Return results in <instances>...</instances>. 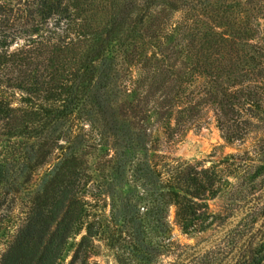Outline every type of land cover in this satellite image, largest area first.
<instances>
[{
	"label": "trees",
	"instance_id": "obj_1",
	"mask_svg": "<svg viewBox=\"0 0 264 264\" xmlns=\"http://www.w3.org/2000/svg\"><path fill=\"white\" fill-rule=\"evenodd\" d=\"M176 1L0 0V202L36 168L49 167L26 192L22 219L0 252V264H60L69 238L79 232L66 264H86L93 253L100 223L91 218L84 197L85 160L70 143L74 119L96 121L97 144H108L107 193L117 186L128 189L131 182L141 189L132 203L125 194L123 207L137 210L135 202L144 199L142 213L162 225L171 204L183 232L212 223L216 213L208 200L228 181L230 170L225 171L234 154L219 166L220 160L209 165L203 159L166 160L165 153L149 149L159 150L162 137L173 142L197 126L204 99L217 108L223 137L239 139L242 131L232 122L236 113H246L247 123L260 117L262 98L257 85L240 82L241 97L231 98L219 81L244 72L233 74L217 64L208 91L194 83V72L203 73L200 57L186 62L171 44L159 48L157 31ZM192 6L187 0V8ZM252 59L251 72L261 71L264 78V48L257 42ZM236 63H244L241 55ZM260 211V222L231 264H264V206Z\"/></svg>",
	"mask_w": 264,
	"mask_h": 264
},
{
	"label": "rangeland",
	"instance_id": "obj_2",
	"mask_svg": "<svg viewBox=\"0 0 264 264\" xmlns=\"http://www.w3.org/2000/svg\"><path fill=\"white\" fill-rule=\"evenodd\" d=\"M180 2L176 1L168 20L157 31L159 48L171 44L173 49L180 50L176 56L186 62L200 57L203 73L194 72V83L204 84L208 91L214 84L209 74L214 64L228 68L233 74L244 72L233 80L222 78L218 87L230 91V97L237 100L241 97V92L237 91L238 82L257 85L256 91L262 98L260 117L249 118L251 122L247 123L243 121L247 114L239 109L232 122L240 128L242 137L226 139L217 123V108L213 107L211 99H204L199 103L201 119L197 126L186 128L173 142L164 141L162 137L156 147L159 150L149 149V152L165 153L166 160L170 157L187 161L203 159L204 165L220 160L219 166L228 162L225 155L234 154V163L225 171L230 170L228 181L219 194L208 200L209 208L216 213L214 220L205 229L193 232L181 231L174 221L171 204L167 205L162 225H155L150 216L142 213L145 207L140 204L146 202L144 199L135 202L137 210L123 207L126 196L129 203L135 201L141 190L137 182H131L128 189L117 186L114 194L109 195L103 186L109 179L107 158L110 150L106 143L97 144V122L71 120L70 143L75 144L85 160L82 165L84 197L90 203L91 218L100 223L93 239V253L86 264H231L241 242L262 218L264 78L261 71L255 74L250 68L256 42L264 48V0H191L194 6L189 8L187 0L184 6ZM187 24L194 28L187 29ZM200 42L202 45L198 46ZM240 55L244 62L242 66L236 63ZM47 166L42 164L36 168L29 174V181L21 182L17 191H9L1 200L0 252L22 219L23 200L35 187L39 175L49 168ZM33 179L34 183L29 184ZM17 180L20 182L21 177ZM79 235L80 232L69 238L60 264H66Z\"/></svg>",
	"mask_w": 264,
	"mask_h": 264
}]
</instances>
